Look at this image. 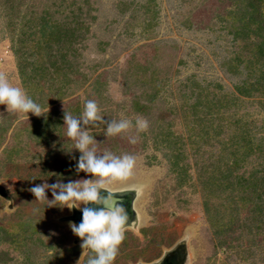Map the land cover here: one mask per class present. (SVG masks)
Returning a JSON list of instances; mask_svg holds the SVG:
<instances>
[{
	"label": "rangeland",
	"instance_id": "obj_1",
	"mask_svg": "<svg viewBox=\"0 0 264 264\" xmlns=\"http://www.w3.org/2000/svg\"><path fill=\"white\" fill-rule=\"evenodd\" d=\"M64 3L0 0V74L26 94L14 52L25 19L47 9L54 20L65 16L63 25L79 36L68 49L73 67L64 95L54 101L30 85L45 116L0 105V264H86L95 255L73 241L70 222L58 220L70 209L49 207L29 191L42 183L99 179L77 170L81 153L63 121L65 112L79 118L86 100L97 103L102 117L81 125L96 154L134 160L128 176L104 178V186H133L140 194L139 220L125 228L113 264L150 261L180 240L186 264H264V185L251 199L243 189L251 172L264 175V157L245 155L240 140L245 131L253 144L264 143V86L248 96L236 89L246 75L249 85L264 71L254 50L263 30L233 36L232 25L240 23L231 11L235 0ZM53 77V84L63 79ZM212 102L221 106L215 116L208 113ZM137 118L147 122L143 131ZM120 119L130 127L107 135L108 124ZM45 192L51 200L52 190ZM257 201L261 213L253 211Z\"/></svg>",
	"mask_w": 264,
	"mask_h": 264
},
{
	"label": "clouds",
	"instance_id": "obj_2",
	"mask_svg": "<svg viewBox=\"0 0 264 264\" xmlns=\"http://www.w3.org/2000/svg\"><path fill=\"white\" fill-rule=\"evenodd\" d=\"M0 105L12 112L32 113L45 116L42 106L36 103L20 87L12 86L7 78L0 74ZM48 112V110H47ZM98 106L94 100H86L79 118L65 112L66 136L71 138L75 149L81 153L77 161V170L98 177L95 182L89 179L68 183H42L32 186L29 191L37 200H47V206H59L68 209L80 208L82 218L79 223L70 222L73 234L81 239V249H90L95 255L90 256L86 264H113L119 245L124 239L129 218L123 207L114 204L111 198H102L100 189L104 187V178L118 179L130 174L134 160L131 156H116L109 151L97 155L93 144L94 138L81 125L101 120ZM127 119L113 120L106 129L107 135H115L130 127ZM138 131L147 127V122L137 118ZM134 142V140L132 141ZM52 190V199L48 200L45 189ZM58 189V191H57ZM102 204L103 207H81V205Z\"/></svg>",
	"mask_w": 264,
	"mask_h": 264
},
{
	"label": "trees",
	"instance_id": "obj_3",
	"mask_svg": "<svg viewBox=\"0 0 264 264\" xmlns=\"http://www.w3.org/2000/svg\"><path fill=\"white\" fill-rule=\"evenodd\" d=\"M260 2H262L261 5ZM55 3H58V5L60 4L63 8L67 5L64 3V0H55ZM235 3L234 9L231 11L235 13V16L237 15L236 19L239 20L240 23L237 26L232 25V29L234 30H232L231 33L234 37H237L241 33L263 30V34L259 36V40L256 42L254 50H256V54L259 57L258 59L261 61V66H264V19L259 18L261 15V12H259L261 11L260 7H264V0H235ZM32 13L34 14V12ZM33 14L25 19L24 24L26 25L21 24L22 27L19 29V46L14 48L17 58H19L17 61L21 74L20 76L22 77L21 82L24 83L23 85L26 87L27 94L31 98H33V96L28 91L33 87V90H37L40 95H50V99H54L55 101L64 95L66 92V90L64 91V88L71 82L68 74L72 72L70 70L73 66L71 65L72 61L68 58V49L79 36L76 37L75 32L69 33L73 28L70 27L69 29H66L67 27L63 25V23H65V16H61L60 19L54 20L52 15L54 13L47 9L39 12L38 15ZM232 20L234 21L233 18ZM261 21L262 23H257L255 28L254 23ZM85 30H87V28H85ZM34 35L35 37L33 38ZM71 37L73 38L71 39ZM40 53H43L44 55L40 57ZM29 55L33 56V58H29L30 61L26 62V57ZM26 66L27 68L30 66V68L27 69L28 71L25 69ZM56 74L62 75L63 79L61 78L58 80V78H56L57 83L53 84L52 79H54L53 76H56ZM247 78H250V75H246L245 79H243L236 87L238 94L240 95L248 96L251 92L264 86V71L259 72L258 77H255L249 85V79ZM40 80H42V84L40 83ZM47 81H50V83L47 84L48 88L45 90L42 86L44 85V82ZM132 103L134 110H139L141 108V104L137 99H134ZM212 106H215V109H213ZM208 108V113H213V116H215L216 113L220 112L221 106L217 102H212V105L208 106ZM236 121L238 120L236 119ZM240 140L245 143V155L257 151V154H260L258 155V158L260 156L264 157V150H262V145H264L263 139L262 143L260 141L257 144H253V138L251 136L248 137L244 131ZM227 144L228 147H231V142H227ZM235 148L230 152L234 153ZM259 171L261 170L256 169L243 180L246 183L243 189L251 190V193L247 192V199H251L252 194L256 193L255 188L258 185H264V175L259 176ZM257 198L259 200L260 193L257 194ZM262 209V204L259 201L254 203L253 211L261 213Z\"/></svg>",
	"mask_w": 264,
	"mask_h": 264
},
{
	"label": "water",
	"instance_id": "obj_4",
	"mask_svg": "<svg viewBox=\"0 0 264 264\" xmlns=\"http://www.w3.org/2000/svg\"><path fill=\"white\" fill-rule=\"evenodd\" d=\"M135 192H136V196H135ZM125 193L133 194L135 200H137L139 195H140L139 192H138V189L134 188L133 186H131V187L130 186H125V187H120V188H109V187L104 186L103 188L100 189V195H101L102 198L107 199L108 197H110L111 201L114 204H117V205H119V203L122 201V198L125 195ZM85 206L93 207V208L103 207L102 204H93V203H90L88 205H83L81 207H85ZM134 215H136L135 211H134ZM57 218H58L59 221H62V222L79 223L81 221V218H82V213H81L80 208H72L70 210V213L64 214V215H60ZM134 220H135V217L132 219L131 222H133ZM130 223H129L128 226H133L132 225L133 223L132 224H130ZM136 225H137V223H136ZM78 240H81V239L75 235L74 242H77ZM180 241L175 243L170 248L165 249L163 251L162 255L159 258H157L156 260H154L153 262H151V263L136 262L135 264H162V262L165 260V258L167 256V254H169L170 252L174 251V249H176L178 247V245L183 242L182 240H180Z\"/></svg>",
	"mask_w": 264,
	"mask_h": 264
},
{
	"label": "flooded vegetation",
	"instance_id": "obj_5",
	"mask_svg": "<svg viewBox=\"0 0 264 264\" xmlns=\"http://www.w3.org/2000/svg\"><path fill=\"white\" fill-rule=\"evenodd\" d=\"M118 188V187H117ZM135 196H136V192H135ZM135 199L133 194L131 193H125V195L122 198V201L119 203L120 206L123 207L124 211L126 212L128 218H129V223L132 221V219L135 217V220L133 222H131L130 224H132L133 226L136 225L137 221L139 220L138 218V214H137V210L135 208ZM134 208V209H133ZM134 211L136 212V215H134ZM151 217V216H150ZM135 222V223H134ZM129 225V224H128ZM140 233V232H139ZM74 241V240H73ZM179 242V241H177ZM175 242V243H177ZM181 242V241H180ZM174 243V244H175ZM173 244V245H174ZM172 245V246H173ZM163 253V252H162ZM162 255V254H161ZM160 255V256H161ZM159 256V257H160ZM157 257V258H159ZM187 257H188V252H187V246L185 241H183L182 243H180L178 245V247L176 249H174V251L170 252L169 254H167L165 260L162 262V264H186L187 263ZM155 259H152L150 261L144 262V263H151L153 262Z\"/></svg>",
	"mask_w": 264,
	"mask_h": 264
}]
</instances>
